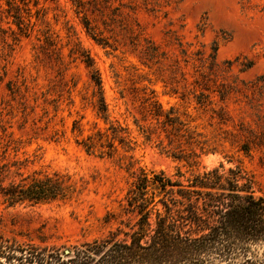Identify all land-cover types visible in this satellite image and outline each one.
I'll list each match as a JSON object with an SVG mask.
<instances>
[{"label":"rangeland","instance_id":"obj_1","mask_svg":"<svg viewBox=\"0 0 264 264\" xmlns=\"http://www.w3.org/2000/svg\"><path fill=\"white\" fill-rule=\"evenodd\" d=\"M25 2L16 0L28 36L0 43L4 185L59 172L81 187L67 202L0 199V236L57 247L103 237L131 222L123 206L139 169L171 176L239 165L264 195V0ZM82 51L101 79L106 120L93 109ZM146 97L208 152L193 168L165 153L186 140L164 131ZM89 136L99 140L92 154L79 145Z\"/></svg>","mask_w":264,"mask_h":264},{"label":"trees","instance_id":"obj_2","mask_svg":"<svg viewBox=\"0 0 264 264\" xmlns=\"http://www.w3.org/2000/svg\"><path fill=\"white\" fill-rule=\"evenodd\" d=\"M20 10L16 0H0V23L7 25H0V43L8 48L28 36L29 26ZM78 53L91 72L93 109L106 120L108 108L99 74L86 52ZM145 55L154 58L149 48ZM153 99L146 97L144 103L147 108H158L153 117L164 131L170 127L175 137L186 140L187 150L179 140L165 153L193 168L202 153L208 152L186 124L163 112ZM98 141L89 136L79 145L92 154ZM241 151L247 155L248 146L243 145ZM2 168L0 199L8 206L67 202L81 187L59 172L33 174L4 185ZM123 207L132 216L131 222H121L103 237L69 247L0 236V264H264V195L254 175L239 165L225 169L220 164L203 172H182L179 167L171 176L139 169L132 174Z\"/></svg>","mask_w":264,"mask_h":264}]
</instances>
